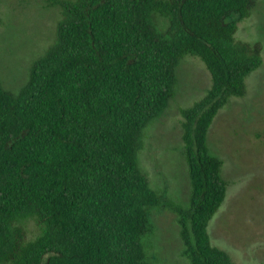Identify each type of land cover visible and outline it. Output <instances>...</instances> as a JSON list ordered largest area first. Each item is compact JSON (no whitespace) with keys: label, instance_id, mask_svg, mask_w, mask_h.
Segmentation results:
<instances>
[{"label":"trees","instance_id":"1","mask_svg":"<svg viewBox=\"0 0 264 264\" xmlns=\"http://www.w3.org/2000/svg\"><path fill=\"white\" fill-rule=\"evenodd\" d=\"M260 0H53L62 18L28 81L0 80V264H150L153 212L178 217L191 264H236L208 227L227 196L210 128L263 65L236 36ZM185 56L212 87L182 109L191 196L177 205L139 165Z\"/></svg>","mask_w":264,"mask_h":264},{"label":"rangeland","instance_id":"2","mask_svg":"<svg viewBox=\"0 0 264 264\" xmlns=\"http://www.w3.org/2000/svg\"><path fill=\"white\" fill-rule=\"evenodd\" d=\"M53 0H0V80L16 90L29 78L33 63L53 44L62 18ZM261 42L263 65L246 80L245 97H234L215 118L208 135L212 151L224 161L229 183L222 207L209 224L212 242L236 264H264V0L236 34ZM176 94L164 114L144 131L139 165L155 189L179 205L191 196L184 157L181 110L194 106L212 87L205 64L185 56L177 69ZM155 235L145 239L150 264H191L184 255L178 217L169 210L153 212Z\"/></svg>","mask_w":264,"mask_h":264}]
</instances>
